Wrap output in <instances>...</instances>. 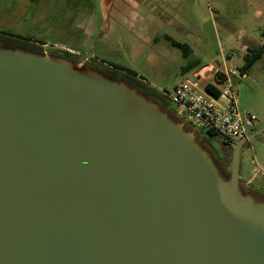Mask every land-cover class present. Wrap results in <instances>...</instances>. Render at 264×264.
I'll list each match as a JSON object with an SVG mask.
<instances>
[{
    "label": "water",
    "instance_id": "obj_1",
    "mask_svg": "<svg viewBox=\"0 0 264 264\" xmlns=\"http://www.w3.org/2000/svg\"><path fill=\"white\" fill-rule=\"evenodd\" d=\"M174 113L85 61L0 42V264H264V196L240 182L256 134L227 174Z\"/></svg>",
    "mask_w": 264,
    "mask_h": 264
},
{
    "label": "rangeland",
    "instance_id": "obj_2",
    "mask_svg": "<svg viewBox=\"0 0 264 264\" xmlns=\"http://www.w3.org/2000/svg\"><path fill=\"white\" fill-rule=\"evenodd\" d=\"M0 20V30L44 41L32 42L48 52L68 50L88 64L126 65L161 91L212 67H239L248 46H264V0H0ZM166 34L189 43L192 54L186 58ZM194 59L199 64L184 73L182 66ZM234 80L241 112L264 126V54ZM245 126L252 128L248 119ZM212 142L224 146L218 137ZM226 154L231 158V149ZM241 176L264 191V132L245 147Z\"/></svg>",
    "mask_w": 264,
    "mask_h": 264
},
{
    "label": "built area",
    "instance_id": "obj_3",
    "mask_svg": "<svg viewBox=\"0 0 264 264\" xmlns=\"http://www.w3.org/2000/svg\"><path fill=\"white\" fill-rule=\"evenodd\" d=\"M225 67L215 74L217 94L206 88L201 74H197L195 79L187 77L163 93L170 99L178 116L199 129L212 130L233 147L247 133L245 120L256 125V116L241 112L238 106L234 79L239 81L242 78L240 67Z\"/></svg>",
    "mask_w": 264,
    "mask_h": 264
},
{
    "label": "trees",
    "instance_id": "obj_4",
    "mask_svg": "<svg viewBox=\"0 0 264 264\" xmlns=\"http://www.w3.org/2000/svg\"><path fill=\"white\" fill-rule=\"evenodd\" d=\"M36 1V0H32ZM165 37L172 42V44L176 47H179L183 50L184 56L188 58L190 54L193 52V48L191 45L187 42H182L179 40L174 39L170 35L166 34ZM32 41H41L33 38L32 36H22V35H16L10 32H6L3 30H0V42L12 45V46H21L26 49L43 52L46 50V48H43V46H39ZM42 43H45L44 41H41ZM53 52V51H52ZM53 53H56L58 55H63L65 57H69L72 59H76V54L71 53L68 50H55ZM264 54V46L263 45H250L248 46V52L244 54V63L241 66V72L242 75H245L250 68L255 64V62L260 59ZM93 68H96L108 76H111L115 79L125 80L130 84H133L137 86L139 89L144 91V93L157 101H159L163 106L172 109L175 112V109L172 108V104L170 99L163 93V91L156 89L155 87L151 86L148 82H146L142 77L138 76V73L122 64L108 62L105 60L102 61H96L94 60L92 63H89ZM197 64H199L198 59H194L192 61H188L184 66H182V71L185 73L195 67ZM206 88L213 92L214 94L218 93L217 87L213 83H208L206 85ZM203 131V129H200ZM206 134L204 135L208 141L212 144V137H218L220 138L215 132L212 130H205ZM221 139V138H220ZM221 143L224 146H227V149H232V146H230L229 142L226 140L221 139ZM231 160V158H229Z\"/></svg>",
    "mask_w": 264,
    "mask_h": 264
},
{
    "label": "flooded vegetation",
    "instance_id": "obj_5",
    "mask_svg": "<svg viewBox=\"0 0 264 264\" xmlns=\"http://www.w3.org/2000/svg\"><path fill=\"white\" fill-rule=\"evenodd\" d=\"M73 53V52H72ZM77 53V52H76ZM99 61V60H98ZM92 63V62H90ZM249 123L252 124V128L248 129L247 130V133L246 135H250V134H256L254 140H257V139H260L262 137V133L264 131H259L263 126H257V125H254L252 122L249 121ZM201 140L202 142H204L208 148L210 149V151L212 152L214 158L216 159V161L220 164V166L225 170H230L231 168V160H229L227 154H226V149H227V146H223V148H219V147H216L214 144L210 143L208 141V139L201 134ZM254 140H249L246 142V146L250 145L252 143V141ZM245 146V147H246ZM231 151L233 152V149H231ZM232 158V156H231ZM240 182L242 184V186L246 189V190H250V191H263L260 184L258 185L255 181H252V180H246V178H243L241 176V179H240ZM257 191V192H258ZM264 192V191H263ZM264 196V193L262 194Z\"/></svg>",
    "mask_w": 264,
    "mask_h": 264
},
{
    "label": "crops",
    "instance_id": "obj_6",
    "mask_svg": "<svg viewBox=\"0 0 264 264\" xmlns=\"http://www.w3.org/2000/svg\"><path fill=\"white\" fill-rule=\"evenodd\" d=\"M1 22V20H0ZM154 40H157V36L154 37ZM255 45V44H254ZM246 48H247V45H246ZM243 65V64H242ZM241 65V66H242ZM241 66H239L241 68ZM220 70H223L221 68H216V67H212L208 70L207 74L204 75L203 73L201 74V81L204 83V84H208V83H213V79L215 81V74H216V71H220ZM137 72V71H136ZM138 76L139 77H142L139 73H138ZM143 78V77H142ZM210 78V79H209ZM144 79V78H143ZM214 84V83H213ZM152 86V85H151Z\"/></svg>",
    "mask_w": 264,
    "mask_h": 264
}]
</instances>
